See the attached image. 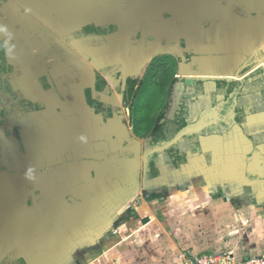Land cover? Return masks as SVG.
Returning <instances> with one entry per match:
<instances>
[{
  "label": "crops",
  "instance_id": "1",
  "mask_svg": "<svg viewBox=\"0 0 264 264\" xmlns=\"http://www.w3.org/2000/svg\"><path fill=\"white\" fill-rule=\"evenodd\" d=\"M166 19L165 40L185 43L180 62L199 89L185 124L152 145L120 109L123 97L107 78L119 65L111 50L118 43L104 39L131 40L134 29L159 36ZM0 38L23 60L16 67L33 106L16 126L19 143L5 140L10 166L0 159L1 257L98 259L79 254L81 246L105 242L103 228L127 222L116 225V208L154 213L155 231L170 225L175 257L179 247L220 242L237 257L264 248V0H1ZM54 45L66 56L43 86L37 74L56 60ZM87 91L105 112L88 104ZM169 146L185 161L173 165ZM153 154L156 175L147 167ZM200 226L215 240L199 244ZM226 229L232 237L223 242Z\"/></svg>",
  "mask_w": 264,
  "mask_h": 264
},
{
  "label": "rangeland",
  "instance_id": "2",
  "mask_svg": "<svg viewBox=\"0 0 264 264\" xmlns=\"http://www.w3.org/2000/svg\"><path fill=\"white\" fill-rule=\"evenodd\" d=\"M118 7L119 10H124L125 8H134L135 6H125L121 3ZM137 9H139V5ZM167 24L168 20L166 19L163 25ZM154 33V30L142 33V31L134 29L131 40L123 34L120 37L112 36L104 39L105 41H110V43L111 41H114L116 44L118 43L117 46L113 45L114 48L112 47L111 50L116 49L114 54L117 56L116 61L119 65L116 64L117 66L110 71L109 75L107 73L105 75H107V78L113 84L114 89L121 93L123 97L120 109L124 108L126 113H130V115H127V119L131 118L133 127L141 133L146 132L150 138L151 131L157 122L168 124L165 128L172 134L177 129L178 121L184 117L186 102L192 99L199 89L197 81H193L192 79L191 81H187V78H190V76H188L189 74L187 73L185 64H183L184 62H180L181 58L179 56L183 55L185 43H181L177 35H175L174 46L168 43L165 40V36L168 34L167 26H165V30L162 31L160 29L157 32L159 36H155ZM104 40L103 42H105ZM103 42L99 41V43ZM75 44L72 45L76 46ZM51 49L54 50L51 53L56 57V60L43 64V68L37 74L43 86L46 85L44 79L51 76L49 71L50 66L62 59L63 55L64 57L66 56L64 50L57 45H54ZM72 59L75 60L76 58L72 57ZM22 62L23 60L19 54H10V52L6 51L0 38V148H5L6 139H12L16 144L19 143L16 126L25 119V113L33 108L25 99L26 86L25 83H22L23 78L20 77L23 71L22 66L21 68L16 67V65ZM24 63L28 62L25 61ZM52 70L60 71L59 68H53ZM96 105L100 111H106L105 107ZM171 120H174L175 124H172ZM150 147L151 145L148 141L145 148L149 149ZM0 159L2 158L0 157ZM117 201L120 202L118 199ZM116 209V225L121 220L125 221L126 219L127 222L124 225L117 226L114 230L103 228L100 234L103 235L102 237L106 240L105 242L104 240L101 241V239L96 242L92 240L91 243L86 241L81 246L82 250L79 254L82 253L87 259L92 254H95L96 258L99 256L98 259L83 260L77 263L78 261H71L72 257H75V254L72 256L69 254L67 255V257H70L69 262L54 261L52 259L47 261V263L185 264L189 262L188 260L192 253L205 252L206 250H213L215 252H229L231 250L229 245H224L222 242H220V245H205L197 250L179 247V251L182 254L176 253L178 255L175 257V243L166 245V241L170 242L172 241V237H176V234L171 231L170 225L165 223L163 227L161 225L157 229L160 230L159 233H161V239H163L157 243L155 242L157 237L155 232L158 231L153 230V227H151L155 222L153 221L154 213L146 212L145 214L143 208L141 210L138 208L139 216H136L134 213H130V210L134 209ZM121 210L124 211L120 212ZM125 212L126 217H124ZM140 217L143 218L142 221H140ZM143 224L145 226L141 227ZM199 228V230L196 229L197 231L194 236L195 240L199 241V244L215 240L213 235L210 236L208 234L207 228L204 229L202 227L201 229V226ZM227 231L228 229L222 233L224 236L223 242L226 241V238L232 237V234L227 233ZM108 236H110L109 239ZM261 254H264V248L249 253L251 256ZM0 264L26 263L12 251L8 255L0 256Z\"/></svg>",
  "mask_w": 264,
  "mask_h": 264
},
{
  "label": "trees",
  "instance_id": "3",
  "mask_svg": "<svg viewBox=\"0 0 264 264\" xmlns=\"http://www.w3.org/2000/svg\"><path fill=\"white\" fill-rule=\"evenodd\" d=\"M107 31H108L107 29L106 30L100 29L101 33H106ZM86 94H87L88 104L91 105L93 108H95V110H100L97 108L96 104L101 106V103L93 101L88 91L86 92ZM111 114L112 113L110 112L107 114V116H111ZM170 122L175 124L174 120H171ZM184 124H185L184 118H181L178 121V128L182 127ZM167 125L168 124L160 123V122L156 123V125L153 127L152 132H151L150 141L152 145H163L171 139V137L168 134L167 129L165 128ZM18 142H19V138H18ZM166 153L170 157L173 165H178L179 163L185 161V156L180 154L179 151L173 146L167 147ZM0 157L2 158V166L5 168L9 167L10 166L9 154L5 148H0ZM153 158H154V154L149 157L147 167H148L149 173L156 175L157 169L153 162Z\"/></svg>",
  "mask_w": 264,
  "mask_h": 264
},
{
  "label": "built area",
  "instance_id": "4",
  "mask_svg": "<svg viewBox=\"0 0 264 264\" xmlns=\"http://www.w3.org/2000/svg\"><path fill=\"white\" fill-rule=\"evenodd\" d=\"M188 261L185 264H264V254L237 257L231 250L229 252L206 250L205 252L192 253Z\"/></svg>",
  "mask_w": 264,
  "mask_h": 264
},
{
  "label": "flooded vegetation",
  "instance_id": "5",
  "mask_svg": "<svg viewBox=\"0 0 264 264\" xmlns=\"http://www.w3.org/2000/svg\"><path fill=\"white\" fill-rule=\"evenodd\" d=\"M220 85H221L220 83L217 84L218 87H220ZM183 118H184V117H183ZM172 124H174V123H172ZM177 129H178V126H177ZM177 129L174 130L173 133H174L175 131H177ZM151 132H152V131H151ZM173 133L171 134L170 131H168L169 136L173 135ZM168 157H169V156H168ZM169 159H170V157H169ZM170 160H171V159H170ZM171 162H172V161H171ZM172 164H173V163H172Z\"/></svg>",
  "mask_w": 264,
  "mask_h": 264
}]
</instances>
